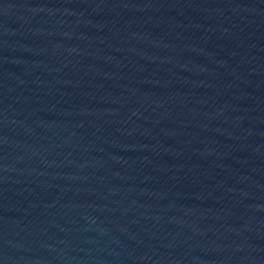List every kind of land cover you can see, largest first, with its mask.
I'll use <instances>...</instances> for the list:
<instances>
[{
    "label": "water",
    "instance_id": "1",
    "mask_svg": "<svg viewBox=\"0 0 264 264\" xmlns=\"http://www.w3.org/2000/svg\"><path fill=\"white\" fill-rule=\"evenodd\" d=\"M0 264H264V0H0Z\"/></svg>",
    "mask_w": 264,
    "mask_h": 264
}]
</instances>
